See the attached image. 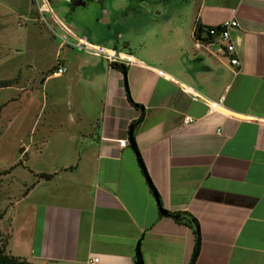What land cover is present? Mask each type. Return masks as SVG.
<instances>
[{"label": "crops", "instance_id": "crops-1", "mask_svg": "<svg viewBox=\"0 0 264 264\" xmlns=\"http://www.w3.org/2000/svg\"><path fill=\"white\" fill-rule=\"evenodd\" d=\"M8 1L13 12L33 14L52 38L56 29L45 15L60 33L65 28L137 64L126 66L124 77L115 65L68 45L58 47L63 54L40 47L41 56L73 64L65 84L76 115L34 123L30 133L39 140L32 138L23 156L28 160L33 145L42 147L26 167L28 181H19L21 197L0 217L7 252L30 264H92L94 258L136 264L139 244L143 264L189 263L195 226L185 216L160 215L128 142L129 125L143 113L136 145L163 208L197 223L194 264H264V0H83L85 6L72 8L73 0H39L35 10L34 0ZM90 11L97 18L88 26ZM232 19L239 24L231 31L239 67L220 40L206 44L194 36L197 26L206 38V28ZM25 79L18 91L33 100L35 79ZM49 80L42 78V90ZM126 86L143 111L130 103ZM204 99L233 116L209 113ZM94 101L96 114L83 123L84 106ZM57 108L51 106L53 115ZM185 116L193 122L184 125ZM46 129L52 135L42 138Z\"/></svg>", "mask_w": 264, "mask_h": 264}, {"label": "rangeland", "instance_id": "rangeland-1", "mask_svg": "<svg viewBox=\"0 0 264 264\" xmlns=\"http://www.w3.org/2000/svg\"><path fill=\"white\" fill-rule=\"evenodd\" d=\"M9 3L11 2L0 0V80L17 76L21 78V82L19 83V78L12 80L13 83H17L14 89L0 88V217L5 216L12 207V203L21 197L25 187L19 184V181H28L26 167L32 165L34 153H37L38 148L42 147L37 143L32 146L30 153H28V160L23 156L27 153L24 149L32 143V138L36 142L39 140L38 134L33 137V133H30L34 123L37 121L40 124L39 127H41L48 121L66 122L75 114L69 106L71 95L67 84H65L69 78L68 76L73 73V64L65 66L60 60H55L53 56L48 54L43 57L39 52L40 47L46 45L47 48L53 47L55 52L59 50L63 54L62 49H58L60 44L62 45V41L53 34V38L50 37L49 32L44 28L45 25L33 23V14L31 16L29 13L27 14V11L21 15L19 12L15 13L7 7ZM40 3L39 0H34V10ZM52 10L56 11L54 8ZM88 15L90 20L88 26H91L94 21L93 18H97V16L94 11L93 13L90 11ZM45 17L49 24L56 29V31L54 30L56 34H59L57 27L50 21L49 15H45ZM77 17H79L78 21L85 20V16H79L78 14ZM147 26L150 28L149 25ZM129 34L130 32L126 36ZM213 47L214 49L218 48V45H213ZM59 66L65 69L67 67V73L57 78L51 77L49 74ZM47 76L50 79V86L47 87V90H42V78ZM29 77L35 79L34 85L36 87L30 89L34 96L33 100H29L31 97L27 96L29 94L24 95L21 91H18L20 87L26 85L25 78ZM53 89L56 95L52 94ZM18 94L21 95L20 100L18 99L19 102L10 103V98ZM53 99H56V102H53ZM95 99H99L96 94ZM96 103L97 101H94L92 104L84 106L87 112H82L83 123L88 122L96 114L92 111L97 106ZM43 104L44 111L39 112L40 106ZM52 105L59 107L55 109L58 110L55 115L50 111ZM26 106L32 109L28 113L24 112ZM17 110L20 112V117H17L14 123L12 116L16 115L15 111ZM20 124L21 128L16 129V126ZM51 135L49 129H46L42 132L41 137L48 138Z\"/></svg>", "mask_w": 264, "mask_h": 264}, {"label": "built area", "instance_id": "built-area-1", "mask_svg": "<svg viewBox=\"0 0 264 264\" xmlns=\"http://www.w3.org/2000/svg\"><path fill=\"white\" fill-rule=\"evenodd\" d=\"M42 20L45 21L44 18H42ZM238 27H239L238 22L232 19V20L224 21L219 25L211 26L208 29H206V35H209L214 40L218 39L224 44L225 52L231 56L230 64L235 67L240 66V60L237 54L236 43L232 41L231 31ZM55 36L62 41L63 45H68L76 49L78 52H82L87 55L104 59L110 65L120 64L124 66H130L137 64L129 56L121 52H118L116 50L106 49L100 45L93 44L90 41L86 40L85 38L73 36L65 28L63 32L59 34H55ZM65 72L66 69L64 67L59 66L55 70H53L51 76L58 77L60 75H63ZM194 99H197V96H194ZM203 101L208 104L209 113H213L215 111L223 114L225 117L233 116L230 112L225 110L223 106H221V104L209 102L207 99H204ZM192 122L193 119L190 118L189 116L184 117V121H183L184 125H189ZM126 143H127L126 141H122L120 145L125 146ZM98 261H99L98 258H94L92 260V264H97Z\"/></svg>", "mask_w": 264, "mask_h": 264}, {"label": "water", "instance_id": "water-1", "mask_svg": "<svg viewBox=\"0 0 264 264\" xmlns=\"http://www.w3.org/2000/svg\"><path fill=\"white\" fill-rule=\"evenodd\" d=\"M76 5H80V6H85L84 3H78ZM121 67L124 69V65H121ZM136 108L138 109H141L143 111V108L141 105L137 104L136 105ZM143 113L141 114V116L132 121L131 124L129 125V129H128V142H129V145L135 155V158L137 160V163L144 175V178L149 186V189L150 191L152 192L153 196H154V200H155V204L158 208V211L160 213V215L162 216H166V217H170V218H179L181 216V214H174L172 212H169L167 210H165L162 206V203H161V200H160V197H159V194L156 190V188L154 187L148 173H147V170H146V167L144 165V162L142 160V157H141V154L138 150V147L136 145V141H135V130L137 128V126L142 122L143 120ZM193 224H195V221L192 220ZM195 231H196V237H197V243H196V248L194 250V253L189 261L188 264H194L195 261H196V258L198 256V253H199V245H200V232H199V229H198V226L197 224H195ZM136 264H143V261H142V255H141V252H140V247H139V244H137L136 246Z\"/></svg>", "mask_w": 264, "mask_h": 264}, {"label": "trees", "instance_id": "trees-1", "mask_svg": "<svg viewBox=\"0 0 264 264\" xmlns=\"http://www.w3.org/2000/svg\"><path fill=\"white\" fill-rule=\"evenodd\" d=\"M209 28V27H208ZM206 28V29H208ZM202 27L201 26H197L196 27V30L194 32V36L196 37V39L202 43H206V44H210L212 41H213V38L210 37L209 35H206V38H203L201 37V34H202ZM74 49V48H73ZM76 50V49H75ZM77 51V50H76ZM82 53V52H81ZM84 54V53H83ZM115 65V67L117 69H119L124 77L126 76V67H124V69L121 67L120 64H113ZM53 71V70H52ZM52 73V72H51ZM50 73V74H51ZM13 84V81L12 80H4V81H0V88L2 87H8V86H11ZM126 93L128 95V99L130 101V103L136 107L137 104H135L129 97V93H128V89H127V86H126ZM8 173V172H7ZM37 177L39 178H43V179H46V180H49L52 178V175H49V174H37ZM183 216H185L188 220L191 221V223L193 224L192 220H194L191 216H189L188 214H183L181 213V216L179 218H176V220H180L183 218ZM195 224H197L195 222ZM195 224H193L195 226ZM6 245H7V240L4 239L1 235H0V264H30L29 262H27L26 260L24 259H21L19 257H15L11 254H9L6 250Z\"/></svg>", "mask_w": 264, "mask_h": 264}, {"label": "flooded vegetation", "instance_id": "flooded-vegetation-1", "mask_svg": "<svg viewBox=\"0 0 264 264\" xmlns=\"http://www.w3.org/2000/svg\"><path fill=\"white\" fill-rule=\"evenodd\" d=\"M78 4V3H84V4H86V2L85 1H83V0H73L72 2H71V7L70 8H72L73 6H74V4ZM66 15H67V17H69V15H70V10L68 11V12H66Z\"/></svg>", "mask_w": 264, "mask_h": 264}, {"label": "clouds", "instance_id": "clouds-1", "mask_svg": "<svg viewBox=\"0 0 264 264\" xmlns=\"http://www.w3.org/2000/svg\"><path fill=\"white\" fill-rule=\"evenodd\" d=\"M86 39V38H85ZM87 40V39H86ZM89 41V40H88ZM92 43V42H91ZM94 44V43H93ZM63 45V44H62ZM97 45V44H96ZM101 46V45H100ZM68 47H70V46H68ZM72 48V47H71ZM105 48V47H104ZM106 49H108V48H106ZM113 50H116V49H113ZM117 51V50H116ZM119 52V51H118ZM87 55V54H86ZM124 67H126V66H124ZM55 70V69H54ZM66 73V72H65ZM51 75V74H50Z\"/></svg>", "mask_w": 264, "mask_h": 264}]
</instances>
